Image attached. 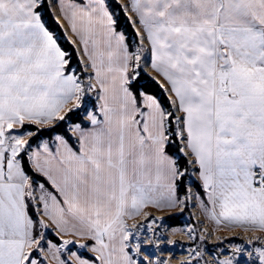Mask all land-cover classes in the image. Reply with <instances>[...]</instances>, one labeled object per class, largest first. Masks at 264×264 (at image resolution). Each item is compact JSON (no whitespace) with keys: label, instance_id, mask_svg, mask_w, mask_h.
Listing matches in <instances>:
<instances>
[{"label":"snow or ice","instance_id":"1","mask_svg":"<svg viewBox=\"0 0 264 264\" xmlns=\"http://www.w3.org/2000/svg\"><path fill=\"white\" fill-rule=\"evenodd\" d=\"M173 262L264 264V0H0V264Z\"/></svg>","mask_w":264,"mask_h":264},{"label":"built area","instance_id":"2","mask_svg":"<svg viewBox=\"0 0 264 264\" xmlns=\"http://www.w3.org/2000/svg\"><path fill=\"white\" fill-rule=\"evenodd\" d=\"M191 211V210H190ZM156 215H161V213H155ZM186 217V216H185ZM183 222H184V220H183ZM182 224V223H181ZM180 224V225H181ZM217 235H220V236H229V235H232V233H228V232H223V233H217ZM241 235V239L243 238V235L244 234H240ZM172 239H175V240H178V241H180L182 244H184V245H187L189 242L187 241V239L185 238V237H183V236H181V235H176V236H173V237H171ZM237 242H239V241H237ZM215 244V240L213 239V240H210V241H207L206 242V248H207V250L209 251V252H211V251H213L214 250V248H213V245ZM175 251H178V253H176V256H177V258H179V256H181V252H180V249H179V247H177L176 249H175ZM163 255L165 256V257H167L168 256V252H164L163 253ZM174 264H175V262H174Z\"/></svg>","mask_w":264,"mask_h":264},{"label":"rangeland","instance_id":"3","mask_svg":"<svg viewBox=\"0 0 264 264\" xmlns=\"http://www.w3.org/2000/svg\"><path fill=\"white\" fill-rule=\"evenodd\" d=\"M188 213H185V216H187ZM184 218H178V219H173V220H170L168 221V224L170 227H175V226H179L181 223H184L183 222ZM174 222V225H172ZM218 233H223V232H218ZM167 252V251H165ZM175 253H178V251H175Z\"/></svg>","mask_w":264,"mask_h":264},{"label":"trees","instance_id":"4","mask_svg":"<svg viewBox=\"0 0 264 264\" xmlns=\"http://www.w3.org/2000/svg\"><path fill=\"white\" fill-rule=\"evenodd\" d=\"M66 47H67V45H66ZM172 225H174V222H173V224Z\"/></svg>","mask_w":264,"mask_h":264},{"label":"bare ground","instance_id":"5","mask_svg":"<svg viewBox=\"0 0 264 264\" xmlns=\"http://www.w3.org/2000/svg\"><path fill=\"white\" fill-rule=\"evenodd\" d=\"M180 257V256H179ZM179 259V258H178ZM173 264H174V262H173Z\"/></svg>","mask_w":264,"mask_h":264}]
</instances>
